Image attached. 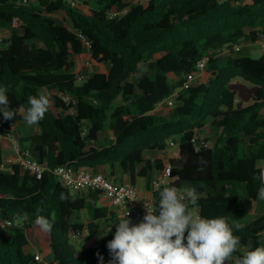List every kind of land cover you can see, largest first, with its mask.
I'll list each match as a JSON object with an SVG mask.
<instances>
[{"label":"trees","instance_id":"16d2710c","mask_svg":"<svg viewBox=\"0 0 264 264\" xmlns=\"http://www.w3.org/2000/svg\"><path fill=\"white\" fill-rule=\"evenodd\" d=\"M20 1L0 0V28L9 26L13 18L21 22L1 41L0 86L8 87L11 110L20 105L27 108L28 98L40 92L52 96H48L44 119L28 136H17L14 120L2 116L20 151L46 169L40 178L18 168L13 174L0 171V264L35 263L33 255L23 249L27 244L24 233L37 215L53 223L47 232L51 252L47 264H100L112 258L107 243L115 235L116 214L96 205L97 192L70 194L51 169L71 164L99 172L100 165L117 164L134 184L140 168H145L148 180L151 167H164L161 159L147 163L144 152H165L172 140L179 156L168 159L169 178L179 179L176 186L182 190H196L198 215L224 216L233 225L231 219L246 213L249 200L262 184L264 54L253 58L214 52L203 71L207 81L188 88L179 85L182 75L207 50L230 48L237 40L255 43L264 35V0H146L132 5L125 0H73L74 6L70 0ZM124 8L123 13L109 15L110 10ZM57 11L70 17L72 28L50 17ZM78 34L91 42V60L107 67L105 73L84 76L80 84L76 83L74 59L85 48ZM132 74L137 81L129 85ZM237 77L258 87L255 99L247 105L238 106L236 91L227 87ZM175 91L171 111L155 114V105ZM58 94L76 97L71 113L66 112L70 104ZM128 113L141 116L142 121H125ZM204 128L215 139L210 147L195 150L191 139ZM106 129L114 132L113 139L99 142L98 134ZM241 138L256 148L240 155ZM238 183L244 184L247 196ZM153 196L157 203L158 192ZM81 212L90 220L86 239L101 220L107 222L108 234L76 253L70 238L83 227ZM25 213L26 219L16 218ZM234 235L241 241L236 255H243V248L264 246V215L240 231L234 229Z\"/></svg>","mask_w":264,"mask_h":264},{"label":"clouds","instance_id":"9594fccd","mask_svg":"<svg viewBox=\"0 0 264 264\" xmlns=\"http://www.w3.org/2000/svg\"><path fill=\"white\" fill-rule=\"evenodd\" d=\"M9 105L8 87L0 86V114L5 120L18 115L31 128L44 119L49 98L40 92L28 98L27 108L20 105L11 110ZM155 188L158 205L145 202L146 214L139 223H132L128 211L115 224L114 238L107 243L112 257L109 264H264V246L236 255L241 241L234 229L240 231L244 224L230 225L224 216L206 218L195 213L199 195L194 188L182 190L173 184H157ZM257 198L264 201V182ZM60 199H65L63 193ZM16 218L26 219L27 214ZM34 224L44 232L53 227L43 215H37Z\"/></svg>","mask_w":264,"mask_h":264},{"label":"built area","instance_id":"2783aa9c","mask_svg":"<svg viewBox=\"0 0 264 264\" xmlns=\"http://www.w3.org/2000/svg\"><path fill=\"white\" fill-rule=\"evenodd\" d=\"M31 0H22L18 3L27 4ZM218 1H229L231 3H237L238 0H218ZM72 6L76 5L75 1L70 0ZM125 8L121 11L110 10L109 15L111 17L125 12ZM21 26V22L17 18H13L9 26L0 28V42L10 37L13 29ZM79 38L83 42V46L86 49L91 48V42L87 40L82 34H78ZM243 41L237 40L230 44V48L223 47L221 49L207 50L200 59L197 60L194 68L186 72L181 77V82L179 88H188L191 85L202 81V74L204 71L205 63L207 59L214 53L218 52L220 55H235L239 53ZM256 43L260 47V50L264 54V35H260L256 39ZM77 79H82L83 75L81 73L76 74ZM49 97L52 93H47ZM176 91L170 96L164 98L159 103H163L164 106L172 108L175 103ZM58 97L65 103L70 104V108L76 105V97L69 94H58ZM70 108L67 110L69 111ZM4 139H8L11 142L12 153L7 156L0 155V171L6 174H13L14 169L18 168L20 171H26L35 178H40L43 171L46 169L45 166L40 164L32 156L22 153L18 147L16 137L7 131V128L3 124L2 114H0V142ZM194 149L210 147L211 144L205 139H198L194 136L191 139ZM52 174L55 176L57 181L61 186L68 189L71 192H81V191H93L97 192L102 198L108 201L110 207L116 211V218L114 224L118 223L121 218H124L129 211V219L132 220L133 224L139 223L143 216L146 214V209L144 208L145 202L149 203L153 207H156V201L154 196L145 195L141 193L136 186L131 184L129 180H115L114 178L107 176L100 172H92L86 166H73L71 164H62L51 169ZM170 166L169 164L164 165V167L159 171V173L154 177L152 181L153 191H156L155 186L160 184L161 186L168 185L170 182L169 178ZM260 176L261 181L264 182V161L260 164ZM136 199V200H132ZM81 219L83 222L82 229L72 237L85 236L88 234V224L90 222L84 212H81ZM7 225L10 221L5 222ZM113 231L115 233L116 228L114 225ZM33 259L35 262H41L42 257L38 250L33 252ZM112 258L105 260L104 264H109Z\"/></svg>","mask_w":264,"mask_h":264},{"label":"crops","instance_id":"0c3cea01","mask_svg":"<svg viewBox=\"0 0 264 264\" xmlns=\"http://www.w3.org/2000/svg\"><path fill=\"white\" fill-rule=\"evenodd\" d=\"M125 2H126V4H128V0H125ZM250 44H253V42L243 41L242 45H241V49H240L238 55H248V50L245 49V48H247L246 46L250 45ZM84 53H85V49L82 51V53L77 55L75 57V59H74L75 60V71H76V73L78 72L77 71V68H78L77 58L83 56ZM262 54L263 53L261 51V55ZM102 64H104V63H102ZM95 72L105 73L106 70L105 71L95 70ZM202 78H203V74H202ZM170 111H171V108L164 106L163 103L156 104L154 109H153V112L155 114H167ZM131 119H136V118L132 117ZM131 119H126L125 118V121H129ZM13 120H14V127L16 125V121L19 122V123H23L24 129H22V130L23 131L24 130H28L30 134H32L33 132H35L37 130L36 125L31 127V128L27 127L25 125V123L21 120L20 116H18V115L15 116L13 118ZM14 132H15V134L17 136H21L22 135V134H18L15 130H14ZM22 133H25V132H22ZM23 135H27V134H23ZM113 137H114V132L111 131V130H108V129H106L103 132H100L98 134L99 142H102V139H113ZM197 137H200V138H203V139L207 140L210 144H212V142L214 140V139H209V137H207V136H203V137L202 136H197ZM95 145L99 146L100 144H96L95 143ZM176 151H177V143L174 140H172L171 143L167 144L165 152H162V151L157 150V149H151V150H146L143 155H144V158H145L146 162L149 163L150 165H151V163H152V161L154 159H161L163 164L166 165V164H168V159L169 158L177 157L176 156ZM11 153H12L11 142L8 139H4L3 141L0 142V155L1 156H7V155H10ZM263 161L264 160H262L261 163ZM261 163H259V165ZM97 169H98L99 172L112 175L117 180H129L128 176L126 174L120 172V168H119V166L117 164H113L112 166L100 165V166H98ZM159 171L160 170H157L156 168L151 167V171H150V174H149V179L147 180V178H146L147 174H146L145 168L144 167L140 168L137 171L136 175H135V181H134L133 185L136 186V188L141 193H143L145 195H148V196H150V195L153 196L154 191H153V188H152V181H153L154 177L159 173ZM237 187H238V189L241 191V193L243 195L247 196L246 195V191H245V186H244L243 183H238ZM157 203H156V206L158 205ZM96 205L106 206L108 208V210H111L115 214H117L116 211H114L110 207L108 201H106L100 195L97 196ZM246 208H247V211H246V213L243 216L231 219V223L233 225L236 222H239V223H242V224L245 225V224H248L249 222L253 221L254 219L258 218L259 216L264 215V201L259 200L257 198V195H256V197L254 199H250L249 200ZM194 211L197 214L195 209H194ZM100 223H101V225L103 224L102 228H105V230L108 229L107 222H105L103 220L97 222V224H100ZM102 228H101V230H102ZM105 233H106V231H105ZM29 234H30V236H29ZM24 235H25L26 240H27V244H26V246L23 249L25 253L33 254V252L35 250H38L41 253V251L45 247L48 248L50 259L45 262V264H47V262H49L51 260V252H50V249H49V246H48L49 238H48L47 232H44L39 226L34 224L29 230H27L24 233ZM247 251H248L247 248H243V250H242L243 254H245ZM35 263L42 264V262H35ZM32 264H34V263H32ZM100 264H104V263L102 262Z\"/></svg>","mask_w":264,"mask_h":264},{"label":"rangeland","instance_id":"374dc122","mask_svg":"<svg viewBox=\"0 0 264 264\" xmlns=\"http://www.w3.org/2000/svg\"><path fill=\"white\" fill-rule=\"evenodd\" d=\"M146 0H128V5H132V4H136V3H145ZM56 23L64 25L68 28H72V23H71V19L69 16H67L64 12L62 11H57L56 13L52 14L50 16ZM0 46H2V42H0ZM245 47V46H244ZM248 50V55L253 57V58H257L261 55V50L260 47L258 46L257 43H253L250 45L246 46ZM239 54V53H237ZM77 73H81L84 76L90 75L93 72H95V70H102L105 71L107 70L106 64H102V63H98L96 61L91 60V48L90 49H86L85 48V53L83 56L78 57L77 58ZM92 63V64H91ZM91 64V65H90ZM82 79H77L76 83L80 84V82L83 80ZM208 78V74L203 73V78L202 81H207ZM137 81V76L132 74L129 78V85L134 84ZM242 82L245 83L248 87H251L252 85H250L248 82L244 81L243 79H241L240 77L234 78L232 79L231 82ZM253 101V99H249L246 101H243L239 96L236 95L235 98V102L236 103H240V105H247L249 103H251ZM73 111V107L70 108L69 111H66L68 113H71ZM132 117H135L137 120H139L140 122L142 121L141 116H137L134 115L132 113H128V115L126 116V119H131ZM23 123H19L16 121V125L13 128L18 134H22L21 136H28L30 135L28 130H22L24 129L23 127ZM25 132V133H22ZM23 134H27V135H23ZM197 136H207L209 137V139H215V136L213 133H211L207 128L201 129V130H197L195 133ZM256 148L255 145L250 144L248 142V140L246 138H241L240 141V145H239V154L240 155H246L249 151L254 150ZM259 163H261V161H259ZM74 192L70 191V194H73ZM87 191H81L80 194H86ZM85 214V212H84ZM103 224L101 225L98 224V226L96 227L95 232L93 233L91 238L86 239L85 236H77V237H72L70 238V242L74 248V250L76 251V253H78L81 249H83L85 246H87L88 244L92 243L95 239L103 236L105 234V228H102ZM102 228V230H101ZM30 236V234H29ZM41 257H42V264H45L46 261H48L50 259V255H49V250L47 247H45L42 251H41ZM37 264V263H34Z\"/></svg>","mask_w":264,"mask_h":264},{"label":"water","instance_id":"95a60500","mask_svg":"<svg viewBox=\"0 0 264 264\" xmlns=\"http://www.w3.org/2000/svg\"><path fill=\"white\" fill-rule=\"evenodd\" d=\"M228 89H232L236 91V95L239 96L243 101L249 100V99H255L254 94L257 91V86L252 85L251 87H248L245 83L242 82H230L227 85ZM240 103L238 104V106ZM176 156H179V148L177 147ZM179 183V179L170 180L168 185H177Z\"/></svg>","mask_w":264,"mask_h":264}]
</instances>
